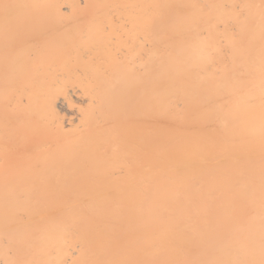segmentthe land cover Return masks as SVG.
Returning <instances> with one entry per match:
<instances>
[{"label":"bare ground","instance_id":"6f19581e","mask_svg":"<svg viewBox=\"0 0 264 264\" xmlns=\"http://www.w3.org/2000/svg\"><path fill=\"white\" fill-rule=\"evenodd\" d=\"M0 264H264V0H0Z\"/></svg>","mask_w":264,"mask_h":264}]
</instances>
